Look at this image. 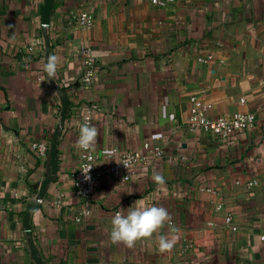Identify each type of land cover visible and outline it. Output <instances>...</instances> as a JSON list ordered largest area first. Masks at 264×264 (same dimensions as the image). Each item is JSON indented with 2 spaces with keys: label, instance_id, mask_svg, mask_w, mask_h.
Listing matches in <instances>:
<instances>
[{
  "label": "crops",
  "instance_id": "1",
  "mask_svg": "<svg viewBox=\"0 0 264 264\" xmlns=\"http://www.w3.org/2000/svg\"><path fill=\"white\" fill-rule=\"evenodd\" d=\"M84 10L90 28L76 21ZM191 96L209 117L252 112L256 124L227 140L189 129ZM87 116L97 169L128 151L143 159L85 201L73 174ZM141 198L170 221L131 246L112 242V217ZM162 234L172 248L158 246ZM262 234L264 0H0V264H264Z\"/></svg>",
  "mask_w": 264,
  "mask_h": 264
},
{
  "label": "built area",
  "instance_id": "2",
  "mask_svg": "<svg viewBox=\"0 0 264 264\" xmlns=\"http://www.w3.org/2000/svg\"><path fill=\"white\" fill-rule=\"evenodd\" d=\"M175 1L176 0H150L152 4L161 7L170 6ZM76 21L80 27L90 28L93 24V14L89 10L81 11L77 15ZM83 65L82 82L88 87L93 83L96 74L95 59L90 55H86L83 60ZM209 107L210 104L203 102L197 96H191L186 126L192 130H200L219 140H227L239 132L252 129L256 124V116L252 112L234 113L212 118L207 115V109ZM86 120H89V116L86 117ZM144 147L153 152L154 155L161 154V148L158 146H151L148 143H144ZM35 148L39 152L43 151V147L40 144H35ZM142 159L143 157L139 153L128 151L122 156L113 158L102 164L100 168L97 169V154L91 147L88 149L79 147L78 166L73 174V188L75 194L85 201L89 200L97 186L98 180L102 177H114L122 182L128 181L133 176L135 167ZM235 182L238 184L241 181L237 179ZM256 183L257 180L255 178L244 181L246 187L254 186ZM57 202L59 201L57 200ZM215 208L216 210L221 209L222 204H216ZM225 219L228 224L233 225L230 214H226ZM260 237L264 239V234Z\"/></svg>",
  "mask_w": 264,
  "mask_h": 264
},
{
  "label": "clouds",
  "instance_id": "3",
  "mask_svg": "<svg viewBox=\"0 0 264 264\" xmlns=\"http://www.w3.org/2000/svg\"><path fill=\"white\" fill-rule=\"evenodd\" d=\"M57 59L53 57L44 65L48 74L54 75ZM98 128L88 120L79 124L77 145L88 149L97 142ZM155 179L163 182V177L157 174ZM170 221L169 211L160 205L150 203L146 199L135 200L126 212H116L111 219L109 238L114 243L123 242L131 246L135 241L152 236L158 229ZM176 242L175 236L162 234L158 238V246L162 250L173 247Z\"/></svg>",
  "mask_w": 264,
  "mask_h": 264
}]
</instances>
